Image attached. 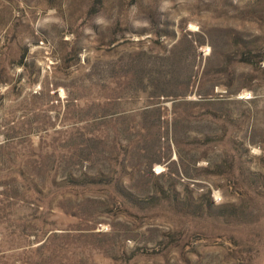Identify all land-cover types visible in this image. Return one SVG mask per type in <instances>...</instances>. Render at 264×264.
<instances>
[{"label":"rangeland","instance_id":"374dc122","mask_svg":"<svg viewBox=\"0 0 264 264\" xmlns=\"http://www.w3.org/2000/svg\"><path fill=\"white\" fill-rule=\"evenodd\" d=\"M0 264H264V0H0Z\"/></svg>","mask_w":264,"mask_h":264}]
</instances>
